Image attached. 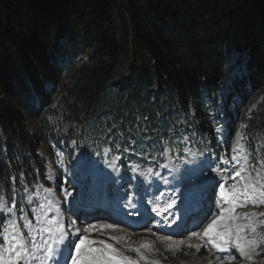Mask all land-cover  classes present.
Listing matches in <instances>:
<instances>
[{
  "label": "trees",
  "instance_id": "16d2710c",
  "mask_svg": "<svg viewBox=\"0 0 264 264\" xmlns=\"http://www.w3.org/2000/svg\"><path fill=\"white\" fill-rule=\"evenodd\" d=\"M69 49L84 62L66 58ZM231 50L247 52L252 91L264 87V0H0V198L16 203L0 212V232L8 220L25 229L22 217L35 225L43 190L60 181L59 145L146 166L164 143L204 135L220 114L210 88ZM243 126L249 148L264 149V102Z\"/></svg>",
  "mask_w": 264,
  "mask_h": 264
},
{
  "label": "snow or ice",
  "instance_id": "6c2138e0",
  "mask_svg": "<svg viewBox=\"0 0 264 264\" xmlns=\"http://www.w3.org/2000/svg\"><path fill=\"white\" fill-rule=\"evenodd\" d=\"M251 111V110H250ZM218 131H220L218 129ZM185 140L187 137L184 138ZM75 143V141H73ZM243 150L234 146L233 151ZM105 154L109 152V149H105ZM127 151V149H124ZM57 155H61L57 153ZM120 157H114L119 159ZM231 161L238 162L237 156H232ZM221 162L225 165L229 164L228 159H223ZM62 163V161H61ZM87 162H85L86 164ZM109 166L118 171L115 164L110 163ZM167 167V165H164ZM249 167L247 155L242 159V166L239 170H236L230 177L235 180L239 178L242 182L239 186L233 184L230 188L225 189V185L221 184L220 196L222 197L223 204L220 201L216 202L217 213L213 214V218L201 231H192L189 239L192 237L197 238L203 242L202 244H188L189 248L195 247L199 252L202 246H210L211 249H215L219 252L231 253L233 250L235 254H229L223 259L216 257L219 264H224V260L235 261L237 258H242L246 261L252 262L255 256L261 254V249L264 248V211L248 210L237 211L238 208H248L249 205L252 208L258 206H264V164H262L260 170L253 168L256 171V176L242 175ZM136 171L135 168L132 169ZM148 173L152 174V169H148ZM144 175V173H140ZM158 175V174H157ZM135 178V177H133ZM167 183V181H165ZM65 197H71L72 192L67 189L64 190ZM163 193H161V196ZM174 195V194H173ZM176 199L172 198L169 203L164 207V211H168L176 204ZM11 206L0 198V212L13 213L16 208L15 201H11ZM129 204L132 208L136 205L131 202L129 198ZM51 202H49L48 210H51ZM40 209H45V205L41 204ZM160 205H154L153 212H159ZM59 212V208H57ZM36 210L33 209L35 214ZM43 214V213H42ZM139 215L137 211L135 213ZM25 220L23 228L28 229V233L25 234L19 230V226L15 220H8L7 227H4L3 232H0V264H32V261L38 260L39 264H61L63 260L64 264H161L159 260L149 259L148 255L142 249L152 250V245L148 241H144L139 247L132 248L131 245H127V249L136 254V258L123 255L121 250L116 248L113 243H108L105 240L90 239L89 234L96 230L112 229L116 230V225L105 224L95 225L89 224L83 228H75V222L68 224V229H74V231H68L65 224L59 219L48 220L46 226L39 229H35L30 220L26 217H22ZM40 222V217H36ZM175 219L172 223H175ZM11 229V231H9ZM35 232V235H33ZM48 234V239L42 240L40 243L35 242V236H43ZM83 233V234H82ZM73 237H78L73 239ZM109 239L120 243L126 240L123 236H111ZM160 240L171 241V236L159 237ZM183 244L184 241H180ZM31 249L30 250V247ZM171 244L169 245V250ZM43 253L42 257L36 255V252ZM67 252V256L65 255ZM212 264V261H209Z\"/></svg>",
  "mask_w": 264,
  "mask_h": 264
},
{
  "label": "rangeland",
  "instance_id": "374dc122",
  "mask_svg": "<svg viewBox=\"0 0 264 264\" xmlns=\"http://www.w3.org/2000/svg\"><path fill=\"white\" fill-rule=\"evenodd\" d=\"M112 11H113V16L118 23V16L116 15L115 8H112ZM64 55L66 56V58H71L76 65H80L84 62V59L82 58L83 53L80 50L69 49L65 51ZM244 55L245 54H240L237 56L235 55V53H232L228 56L229 57L228 62L231 64L237 58L241 60L243 59ZM55 57L57 58V55H55ZM58 61H59V58H57V62ZM70 80H71L70 76H66L63 81L64 85H68L70 83ZM51 88H52L51 84H47L45 87V89L47 90H50ZM58 97H59V92L57 93V95L51 97L52 102ZM27 123L32 132H38V118H35V119L28 118ZM69 151H70V147L68 149L61 148L55 151V156H52L54 169L55 171L61 174V179H60L59 184L57 185L58 189L55 192H53L52 197L50 195L51 193L47 190L42 193V203L41 204L45 205V209H39L38 211V215L40 217L39 224H41L42 227H44L46 226V222L48 220L59 218L65 224V227L68 231H74V229L67 228L68 224L71 222H75V225H74L75 228H83L89 224H95L97 226L108 224L107 222L103 221L100 224L94 222V223L83 225V224H80L79 221H77V218L75 217L70 218V210L73 211V209H70V206L71 208H75L76 206L74 205L75 200L73 199V197L76 192L77 194L80 192L75 191V192H72L71 197H67V198L65 197L64 190L67 189L68 186H73L74 183H77L76 180L73 182L67 181L68 171L70 170V167L67 168V170L63 169L65 162L69 158ZM57 153H60L61 155H57ZM79 183H80L79 187L83 185V187L86 190L85 184H83V182H79ZM78 196L79 194L77 195L76 198H78ZM49 202H51V205H52L50 211L48 210ZM57 208H59V212L57 211ZM256 211H264V206H258L256 208ZM208 221H210V219L208 217H204V220L201 223L198 231H201L206 226V222ZM27 233H28V230H26V234ZM190 234L191 233L186 232L185 234H181V235L178 234L175 237H172L171 241H168V240L162 241L159 239L160 236L154 235L150 233L148 230L147 231L143 230L140 232H131V231H127L125 229L116 227L115 231H113L112 229H103V230L98 229L96 231H93L91 234H89V238L95 239V240H105L108 243H113L116 248L121 250L123 255L131 256L133 259L136 258V254L132 251H129L127 249V245L130 244L132 248H135V247H139L142 242L148 241L152 245V250L149 251L148 249H142V251H144L146 255H148L149 259L159 260L161 264H209V261H212V264H219V261H217L216 257H220L221 259H223L225 256L229 254H235L234 250L231 253L219 252L215 249H211L210 246H202L198 252L195 247L189 248L188 244H192V245L202 244L203 245V242L198 240L195 237H192L191 239H189ZM33 235H35V232H33ZM44 236H35V242L40 243L42 242V240L49 238L47 233H45ZM111 236H123V237H126V240L123 242L117 243L109 239V237ZM42 237L44 238L42 239ZM77 238L78 237H73V239H77ZM180 241H184V243L180 244L179 243ZM170 244H171V249L169 250ZM29 247H30V250H32L30 245ZM66 253L67 252H65V255ZM36 255L39 257H42L43 253L42 251L36 252ZM260 262H264V248L261 249L260 255L255 256L253 258L252 262L246 261L242 258H237L235 261L224 260V264H258ZM21 264H24V262H21ZM32 264H39V261L38 260L32 261Z\"/></svg>",
  "mask_w": 264,
  "mask_h": 264
},
{
  "label": "bare ground",
  "instance_id": "6f19581e",
  "mask_svg": "<svg viewBox=\"0 0 264 264\" xmlns=\"http://www.w3.org/2000/svg\"><path fill=\"white\" fill-rule=\"evenodd\" d=\"M76 166H77V169H79L80 170V172H82L83 174H87V173H90V172H92V167H85L84 168V166H82V163H80L78 160H76ZM175 173H176V171H175ZM106 174V173H105ZM111 175H112V177H113V173L112 172H109L108 174H107V178H109V177H111ZM177 177H178V174H175ZM101 177V176H100ZM179 188H180V186H179ZM178 188V189H179ZM181 190L182 191H184V190H187L190 194L192 193V191L190 190V189H188L185 185H182V187H181ZM80 201H81V203H84V202H87V201H84V199H80ZM81 203H78V200L76 201V202H74V205L76 204V206H75V208H71V209H76L77 208V205L78 204H81ZM206 213V212H205ZM203 214V216L204 217H208L209 218V216H210V214L208 215V212L206 213V214ZM204 217H203V219L202 220H204ZM100 221V220H99ZM209 222V221H208ZM208 222H206V223H208Z\"/></svg>",
  "mask_w": 264,
  "mask_h": 264
}]
</instances>
